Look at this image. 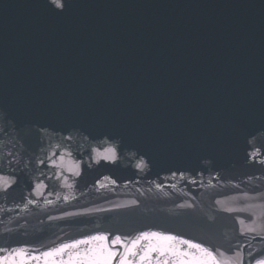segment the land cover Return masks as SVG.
<instances>
[{"label":"water","instance_id":"obj_1","mask_svg":"<svg viewBox=\"0 0 264 264\" xmlns=\"http://www.w3.org/2000/svg\"><path fill=\"white\" fill-rule=\"evenodd\" d=\"M64 2L0 0V248L157 229L264 258V0Z\"/></svg>","mask_w":264,"mask_h":264},{"label":"snow or ice","instance_id":"obj_2","mask_svg":"<svg viewBox=\"0 0 264 264\" xmlns=\"http://www.w3.org/2000/svg\"><path fill=\"white\" fill-rule=\"evenodd\" d=\"M43 6L50 15L57 17L63 16L70 7L64 0H50V3ZM259 131L262 130H253L249 135L255 136ZM97 155H102L104 160L111 162L117 158L116 149L113 147ZM144 166V162L141 161L140 167ZM244 195L247 197L248 194ZM254 198L264 200V192L257 193ZM185 206L192 207L190 204L181 205V207ZM221 210L230 213L245 211V209L231 208ZM248 215L252 216L253 213L249 212ZM239 223L245 225V220L240 219ZM255 223L256 220H252V224ZM248 233H257V229L249 225L242 229L240 234ZM260 238L264 239V235H260ZM0 253H4L0 255V264H225V261L219 258L224 255L220 250L210 249L201 243L161 231H142L134 238L111 233H96L44 251L19 247L0 248ZM234 264H242L239 246ZM255 264H264V259L256 260Z\"/></svg>","mask_w":264,"mask_h":264},{"label":"flooded vegetation","instance_id":"obj_3","mask_svg":"<svg viewBox=\"0 0 264 264\" xmlns=\"http://www.w3.org/2000/svg\"><path fill=\"white\" fill-rule=\"evenodd\" d=\"M142 231H161V232L169 233V232L162 231V230H157V229H146V230H142ZM142 231H138V232L130 233V234H123L122 236H126V237H129V238H134L137 234H139ZM170 234H173V233H170ZM116 235H121V234H116ZM173 235H177V234H173ZM177 236L182 237L184 239H189V238L181 236V235H177ZM81 238H83V237H81ZM78 239H80V238H78ZM74 240H76V239H74ZM189 240H192V239H189ZM71 241H73V240L66 241V242H60V243H44V244L35 245V246H18V247L5 248V249H13V248L25 247L27 249H36V250H39V251H44V250H48V249H51V248H54V247H58L62 243H67V242H71ZM192 241L196 242V243H201V242H198V241H195V240H192ZM201 244L204 245L205 247L213 249V247H211V246H208V245L203 244V243H201ZM221 252H223L224 255L220 256L219 258L222 259L223 261H225V264H234V261L236 259V253L232 254V253H227L226 251H221ZM3 254L4 253H0V255H3ZM240 255L242 257V254H240ZM259 259H264V258H259ZM256 260H258V259H256ZM255 261L249 262L248 260H244L242 258V264H255Z\"/></svg>","mask_w":264,"mask_h":264}]
</instances>
